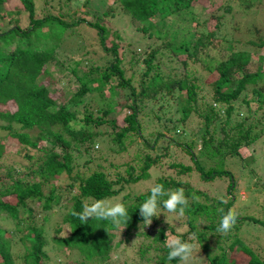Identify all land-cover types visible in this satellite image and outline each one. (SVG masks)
<instances>
[{
  "label": "trees",
  "instance_id": "obj_1",
  "mask_svg": "<svg viewBox=\"0 0 264 264\" xmlns=\"http://www.w3.org/2000/svg\"><path fill=\"white\" fill-rule=\"evenodd\" d=\"M15 1L0 0V264H54L48 244L55 254L67 247L64 264H130L150 249L153 264H182L168 260V234L196 246L189 264L199 255V264H241L239 253L244 264H264L240 236L243 224L264 228V212L241 211L246 197L236 200L251 177L235 178L227 168L239 161L252 176L264 164L253 155L255 145L264 155V33L242 42L218 32L225 14L253 10L255 0L200 6L199 0H109L113 5L94 20L63 12L61 0ZM117 14L158 42L141 52L126 46L104 17ZM81 24L95 29L96 45L81 33L67 37ZM63 77L78 83L75 90L62 92ZM108 91L121 95L113 107ZM148 120L157 126L151 132H145ZM5 140L16 143L15 161L3 160ZM129 144L137 147L129 159L109 160V153L127 155ZM256 177L248 202L263 208L264 175ZM147 179L143 191L135 190ZM215 182L224 183L223 191L218 185L211 191ZM154 184L182 188L189 203L180 216L163 207L166 196L159 198L160 215L148 227L139 207ZM102 199L126 206L121 231L110 220L84 223L71 215ZM53 208L64 210L48 227ZM230 209L237 213L234 228L217 231ZM162 216L172 223L161 224ZM66 226L72 231L65 238Z\"/></svg>",
  "mask_w": 264,
  "mask_h": 264
},
{
  "label": "rangeland",
  "instance_id": "obj_2",
  "mask_svg": "<svg viewBox=\"0 0 264 264\" xmlns=\"http://www.w3.org/2000/svg\"><path fill=\"white\" fill-rule=\"evenodd\" d=\"M216 1H220V0H216ZM10 3H8V6L10 7L12 5L11 1H8ZM14 2H16L14 0ZM50 2L56 3L55 0H50ZM62 4H63V12L67 11L69 14H72L74 16H82L84 15V13H86L85 17L89 20H94V13L95 14H99L100 17H103V12L109 9V6L111 7L113 4L112 2H110L109 0H89V1H84V0H61ZM206 3L207 1H203V0H199L197 6L202 5L203 3ZM17 3V2H16ZM44 3L42 0H38V5ZM223 3V1L221 2ZM17 6V4H16ZM37 6V4H36ZM117 7V6H116ZM251 9L253 10H247V11H243L241 12V9H237V12H234L233 14V18L230 17V13L225 14V17H223V21L224 24L223 26H221L220 30L218 31L219 34H227V36L229 38H231L232 40H235L236 38H238L240 41L244 42L245 40L248 39H255L256 40V36L260 35L261 33H264V0H255L253 5H251ZM106 18L109 19V21L107 22L108 26L111 27L112 29H117V31L119 33H121V36L123 37V39H125L126 42V46H129L130 44L135 45V48L137 51L141 52L143 50H147L150 46H147L148 43H154V42H158V40L150 38L148 39L147 37L144 36V33L140 32V31H136L133 27L129 26L127 23V18L125 16H120L119 14L117 15H112V16H104ZM248 26H256V28H258V33H249V35L247 33H244V30L246 29V27ZM73 34H71V33ZM95 29H92L88 26H85L83 24L80 25V27H78L77 29L73 30V29H68V33L70 36L67 35V37L70 38H74L75 35H77V33H81L82 35H85L87 37V40L89 41V46L92 45H96V34H95ZM71 41V40H70ZM245 48H247L248 50H254L256 47H253L251 45H243ZM254 59V57H253ZM140 66H142V63L140 62L139 64ZM128 66V65H127ZM126 66V68H127ZM177 71L179 72V68L177 67ZM130 71L128 70L127 74L129 75ZM77 82L75 80H73V78L71 79V81H69L67 79V77H63L62 79L59 80L58 82V87L62 90V92H64L65 90L68 92H72L73 90H75L76 86H77ZM109 92V104L107 105L108 107H113L116 102L118 101L117 95L119 96V98L121 97L120 94L114 93V92ZM117 94V95H116ZM123 112V111H122ZM263 122H264V116H263ZM195 123V122H194ZM193 123V125H194ZM193 125L191 126V123H189V128L190 126L192 128ZM145 126V132H151L154 128H156L157 126H155V124H152L146 121L144 123ZM3 135V132L0 131V136ZM193 137V136H192ZM5 144H6V153L3 156V160L8 163L11 161H15L17 159L16 155L13 152L14 147L16 146V143L14 141H9V140H5ZM96 148H100V143L95 144ZM250 148V147H249ZM256 150L253 152V155L255 157V159L257 161L260 162V160L262 159V162H264V155H263V151H261V148L258 147V145H255ZM103 151H105V149H102ZM137 150L136 145L134 144H129L128 146V153L119 155L121 157H113V154L109 155V160H112L113 162H121L123 160H127L129 159V157ZM249 149H245L242 148L241 152L243 153V155H247L249 153L248 151ZM176 158H179V155L175 156ZM181 157H183L181 155ZM180 157V158H181ZM86 158V155H83L81 157H79V162L82 163ZM22 162V161H21ZM26 161H24L23 163H25ZM260 164V163H259ZM258 164V165H259ZM226 167V165L224 166ZM227 168H229L230 170H232L235 174L234 177L235 178H250L251 180L248 184H243L242 188L239 189L238 191H236V200L242 201L243 198L246 197V199H244L242 201V204L239 206L241 211L248 210V212L252 213L253 210H258V212H264V207L261 208L260 207V203L257 204L256 202H248V198H250L248 196V194H254L251 190L250 187L253 188L252 186V182L257 179L256 174H263L264 175V164L262 163L261 166H259L258 170L252 174V176L249 174L246 175V173H244V168L240 165L239 161L235 162V166L232 167L231 165H227ZM154 172V174L156 173V171H151ZM153 175V173H152ZM242 175V176H241ZM244 175V176H243ZM61 178L56 179V178H52L51 181L53 182H58L60 181ZM150 180H145L144 184H138L135 185V190L137 191H143L146 187H147V183ZM217 185L219 187V189L221 191H223L224 188V183H220V182H215V183H211V191L215 193V191H217ZM260 194V198L262 199V197L264 198V187L260 188L259 191ZM68 194L64 193L60 199H62V201H66L65 199L67 198ZM119 199H115V200H111V201H118ZM66 206H68L70 204V202L67 200L65 202ZM237 206V205H236ZM54 212H57L55 214H53V216L51 217L50 221L47 223V226L49 227L54 221L59 220V212L60 214L62 213V211L64 209H58V208H53ZM61 217V216H60ZM163 219L160 220L161 224H165L168 222H171L170 220H172L171 217L166 218L164 216H162ZM172 223V222H171ZM9 224V223H8ZM254 224V225H253ZM253 224H243V226L240 229V236L242 238H244L246 240V242H248V244L257 249V251L260 253L261 257L264 258V228L260 225H256L255 223ZM4 225V224H3ZM149 227V225H147ZM10 228L12 227V224H10L9 226ZM147 228V227H145ZM184 226L181 227H176V231H180L183 230ZM65 230V228H64ZM64 230L62 231V233L64 232ZM149 230V229H148ZM173 234H168V239L170 237H173ZM256 236V237H253ZM175 237V236H174ZM51 240V239H50ZM131 248V250H133L134 248ZM46 252H48V254L52 257V263H59V264H64L67 259H68V255H67V247L63 246L61 247V253L60 254H55L53 253V250L50 248V245L48 244L47 247L45 248ZM125 251L123 250V253ZM155 251H153L152 249H150L143 258H139V259H134L132 261H130V264H153L154 260H155V256L154 253ZM133 254V251L132 253ZM121 255H116L113 257L119 258ZM131 258V257H130ZM203 258V255H199L198 258L193 259L191 264H199L201 262V259ZM238 261L241 264H244L246 261V256L243 255L242 253H239L238 255Z\"/></svg>",
  "mask_w": 264,
  "mask_h": 264
},
{
  "label": "clouds",
  "instance_id": "obj_3",
  "mask_svg": "<svg viewBox=\"0 0 264 264\" xmlns=\"http://www.w3.org/2000/svg\"><path fill=\"white\" fill-rule=\"evenodd\" d=\"M150 193V196L139 207V212L143 217L145 225L151 224L152 218L160 215L158 211V199L165 196L167 199L163 200V207L170 213L178 212L180 216L184 215L189 201L182 188L176 189L175 191H168L164 189L162 184H154L150 188ZM193 199L198 198L193 197ZM223 202L225 201H222V203ZM71 215L77 217L84 223L93 218L97 220H110L120 228V231L125 227L128 221V211L124 203L119 201L113 202L108 199L94 200L91 204H85L82 212L73 211ZM236 220L237 213L231 209L228 210L227 213L222 216L217 231L225 234L229 233L234 228ZM122 224L124 225L123 227H121ZM71 231L72 228L66 226L62 237L66 238ZM191 239H195V234H193ZM166 246L170 249L168 260H179L182 264H189L196 248L193 243L182 241L174 236L167 240Z\"/></svg>",
  "mask_w": 264,
  "mask_h": 264
}]
</instances>
